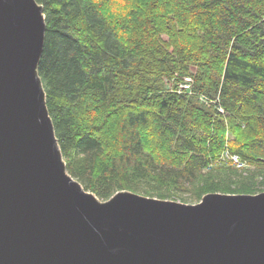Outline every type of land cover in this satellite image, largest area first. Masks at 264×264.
<instances>
[{
	"label": "trees",
	"instance_id": "16d2710c",
	"mask_svg": "<svg viewBox=\"0 0 264 264\" xmlns=\"http://www.w3.org/2000/svg\"><path fill=\"white\" fill-rule=\"evenodd\" d=\"M36 1L47 110L85 190L184 203L264 191V0ZM186 75L190 94L164 83Z\"/></svg>",
	"mask_w": 264,
	"mask_h": 264
},
{
	"label": "water",
	"instance_id": "95a60500",
	"mask_svg": "<svg viewBox=\"0 0 264 264\" xmlns=\"http://www.w3.org/2000/svg\"><path fill=\"white\" fill-rule=\"evenodd\" d=\"M45 16L0 0V264H264V191L195 203L73 178L37 71Z\"/></svg>",
	"mask_w": 264,
	"mask_h": 264
},
{
	"label": "built area",
	"instance_id": "2783aa9c",
	"mask_svg": "<svg viewBox=\"0 0 264 264\" xmlns=\"http://www.w3.org/2000/svg\"><path fill=\"white\" fill-rule=\"evenodd\" d=\"M192 76L186 75L179 81H174V78H165L164 83L166 87L170 90H175L176 92H186L190 94L192 92ZM201 101L206 102L207 100L204 97H201ZM219 111H223L221 107L218 108ZM225 158L222 155L223 160H227L232 165L237 168H243L244 163L236 154H230L228 152L224 153Z\"/></svg>",
	"mask_w": 264,
	"mask_h": 264
},
{
	"label": "rangeland",
	"instance_id": "374dc122",
	"mask_svg": "<svg viewBox=\"0 0 264 264\" xmlns=\"http://www.w3.org/2000/svg\"><path fill=\"white\" fill-rule=\"evenodd\" d=\"M164 38H165V36H164ZM225 153V152H224ZM224 153H223V157L225 158V156H224ZM228 163H230V162H228ZM231 164V163H230ZM141 194V193H140ZM171 200H175V199H171ZM177 201H179V200H177Z\"/></svg>",
	"mask_w": 264,
	"mask_h": 264
}]
</instances>
